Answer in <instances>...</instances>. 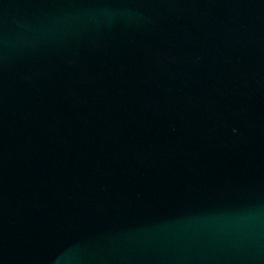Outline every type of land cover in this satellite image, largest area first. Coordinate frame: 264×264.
<instances>
[{"label": "water", "instance_id": "water-1", "mask_svg": "<svg viewBox=\"0 0 264 264\" xmlns=\"http://www.w3.org/2000/svg\"><path fill=\"white\" fill-rule=\"evenodd\" d=\"M0 264H264V0H0Z\"/></svg>", "mask_w": 264, "mask_h": 264}]
</instances>
